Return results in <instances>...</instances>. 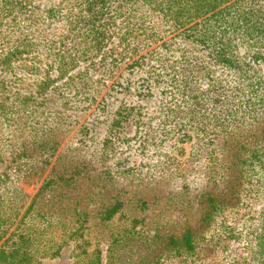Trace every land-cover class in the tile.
I'll use <instances>...</instances> for the list:
<instances>
[{
    "label": "rangeland",
    "instance_id": "1",
    "mask_svg": "<svg viewBox=\"0 0 264 264\" xmlns=\"http://www.w3.org/2000/svg\"><path fill=\"white\" fill-rule=\"evenodd\" d=\"M70 1L38 0L41 7L57 4L55 9L63 13ZM162 24L149 15L143 25L163 39L173 36L165 35ZM160 42L118 67L107 64L111 55L102 62L100 51L93 59L98 64L82 68L80 63L76 82L66 87L62 97L49 96L40 107L27 100L5 102L1 97L16 99L12 92L37 91L34 76L17 69L12 74L20 79L0 76V103L27 105L23 110L27 115L9 125L4 117L16 116L0 110L6 111L4 116L0 113V173L8 176L0 182V190L6 189V204L14 206L11 212L18 209L11 226L2 229L0 245L12 235L10 243L16 245L17 253L27 248L29 264L264 262V157L254 159L246 153L260 148L264 140V100H249L246 95L257 80L262 81L264 92L261 66L254 67L256 72L249 74L247 84L217 66L202 69L190 80L186 72L180 75L164 68L177 58L181 42L176 51L159 49V60L141 58ZM190 52L199 57V51ZM138 58V64L127 66ZM171 75L177 81L184 76L180 83L194 86L193 95L206 90L210 80H219L227 97L223 91L224 97H202L190 114L185 107L192 106L185 101L182 85L177 92H168ZM234 88L236 95L230 98ZM117 112L127 116L119 124H115ZM39 138H44L46 147L24 154L20 147L31 149L30 140ZM59 162L68 168L66 172L80 166L85 171L82 175H87L80 180L78 194L64 195L68 198L64 203L73 206L58 205V197L53 196L57 203L41 204L22 222L43 178ZM29 165L31 170L35 166L44 170L39 177L20 178L17 172L28 174ZM240 170H249L246 177L251 179L240 177ZM212 195L222 196L215 205L218 209L204 218ZM115 201L121 204L120 210L111 221L99 222L97 209ZM80 207L87 215L82 224L81 218L76 221L68 215ZM54 210L61 215L47 224L36 217ZM1 213L8 216L7 210ZM186 232L191 246L175 252L169 240ZM112 234L122 236L120 244L110 246Z\"/></svg>",
    "mask_w": 264,
    "mask_h": 264
},
{
    "label": "trees",
    "instance_id": "2",
    "mask_svg": "<svg viewBox=\"0 0 264 264\" xmlns=\"http://www.w3.org/2000/svg\"><path fill=\"white\" fill-rule=\"evenodd\" d=\"M56 5L50 3L41 7L38 0H0V46H2L0 48V76L10 74V78H13L12 71L17 69L24 71L30 77L34 76V82L37 85V91L12 92L16 99H11L6 94L2 95L5 102L18 103L19 100H27L31 101L29 104H36L40 107V104L44 103L49 96L62 97L63 92L67 90L66 87H71L76 82L74 77L80 72L78 70L80 63L84 64L82 68L98 64L93 59L100 51L102 62L107 61L106 55H111L107 64L118 67L130 61L133 56L140 54L147 47H152L159 40L160 44L150 49L141 58L151 56L159 60V49L168 52L176 51L177 43L181 42L182 47L177 48L180 51L177 58L166 63L164 68L173 70V72L177 71L180 75L186 72V78L190 80L208 66H217L232 72L241 84L249 83V74L254 73L255 66H261L264 73V0H71L64 13L62 9H55ZM149 15L162 21L164 26L162 30L165 35L173 36L163 39L164 36L146 31V26L143 24ZM193 49L200 52L199 57L191 55L190 51ZM140 61V58L135 59L127 66L131 67ZM174 76L169 77L172 81L167 85L168 92H177L182 88L185 101H189L192 106L185 107L189 109L190 114L195 112V107L199 106L202 97L223 96V92L225 99L227 97V90L223 88L225 84L221 85L219 80H210L206 90L193 95L194 86L190 87L189 84L180 83L182 79L185 81L184 76L178 81ZM14 79L17 80L20 77H14ZM261 85V80L255 81V89L246 93L249 100L252 98L257 102L264 100ZM7 91L4 89V92ZM236 92L237 88H234L233 94L229 97L234 98ZM36 98L40 99L36 100ZM215 99L223 101L224 98ZM26 107L27 105L23 104L6 107L0 103V110L6 109L8 113L16 116L15 118L4 117L9 121L7 125L18 117L26 116L27 114L23 112ZM29 111L35 112L36 108H29ZM5 113L6 111L1 115L4 116ZM125 116V113L117 112L115 124L125 120L127 117ZM180 138L183 139L185 136L182 135ZM30 142L33 143L30 145L31 149H25L20 145L24 154V151L34 154L38 152L37 150L46 147L44 138L36 139V141L30 140ZM261 151H264V140L260 148L246 153L250 158L255 159L260 155L264 157ZM29 155L27 156L31 157ZM46 158H48L47 154ZM42 164L45 165L46 161ZM31 166L29 165L30 169L27 170L28 174L17 172L19 177L24 178L28 175L39 177L44 170V166L42 168L35 166L34 170H31ZM36 169H39V172H36ZM66 169L68 168L64 163L52 165L30 201L22 222L25 216L30 218L29 211L35 214V210L37 211L40 205L46 202H58V205H65L67 208L73 206L64 203L68 199L64 195L66 192L78 194L77 191L81 186L80 180L83 179L82 176L86 179L87 175H82L85 172L84 167L73 166L70 172H66ZM248 171L240 170V177L248 176ZM0 174V182L8 179L4 173ZM246 179L249 180L251 177H246ZM5 190H0V240L5 235L2 229L10 227L18 214V209L11 212L14 206L6 204L8 201H6ZM233 191L237 189L231 192ZM47 196L49 197L46 198ZM53 196L58 197L57 202L53 201ZM221 197L209 196L206 205L208 210L204 218L210 215L211 211L215 212V209H218L215 205H218ZM120 206L121 204L115 201L113 204L99 207L97 209L99 222L111 221L116 212L120 210ZM1 210H7L8 216H4ZM58 213V210H54L45 213L43 217L42 215L36 217L41 220V223L47 224L51 218L61 215ZM68 215L71 218L75 217L76 221L81 218V224L87 217L84 207ZM12 237L9 235L0 245V264H20L23 261H28L29 264L30 256L26 251L27 248L17 253L18 250L14 247L16 245L10 243ZM121 240V235L112 234L109 244L116 246L121 243ZM169 241L175 252L181 253L182 246L185 248L191 246L187 232ZM262 248L264 249V245ZM259 264H264V262Z\"/></svg>",
    "mask_w": 264,
    "mask_h": 264
}]
</instances>
